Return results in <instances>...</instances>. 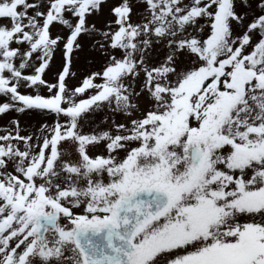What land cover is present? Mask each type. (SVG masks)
Instances as JSON below:
<instances>
[{"label": "snow or ice", "instance_id": "obj_1", "mask_svg": "<svg viewBox=\"0 0 264 264\" xmlns=\"http://www.w3.org/2000/svg\"><path fill=\"white\" fill-rule=\"evenodd\" d=\"M0 264H264V0H0Z\"/></svg>", "mask_w": 264, "mask_h": 264}, {"label": "rangeland", "instance_id": "obj_2", "mask_svg": "<svg viewBox=\"0 0 264 264\" xmlns=\"http://www.w3.org/2000/svg\"><path fill=\"white\" fill-rule=\"evenodd\" d=\"M0 123H2V121H0Z\"/></svg>", "mask_w": 264, "mask_h": 264}]
</instances>
